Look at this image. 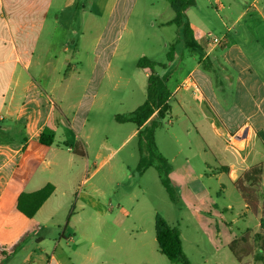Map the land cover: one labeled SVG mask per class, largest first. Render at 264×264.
<instances>
[{
    "label": "rangeland",
    "instance_id": "rangeland-1",
    "mask_svg": "<svg viewBox=\"0 0 264 264\" xmlns=\"http://www.w3.org/2000/svg\"><path fill=\"white\" fill-rule=\"evenodd\" d=\"M76 1L77 6L66 13L56 5L53 12L63 25L71 19L72 30L63 36H68L69 55L77 46L81 53L89 50L87 58L93 65V74L88 82L83 77L72 84L70 106L64 109L65 119L73 124L79 142L72 143L65 129H60L56 144L64 152L57 158L59 165H52L49 157L44 159V182L37 187L31 183L26 189L30 192L52 187L28 245L39 246L38 236L42 234L45 248L53 252L56 246V255L64 264H93L83 255L102 257L100 253L113 249L120 251V264H183L171 263L159 252L155 220L160 215L180 231L189 264H243L235 259L228 244L246 229L254 230L259 225L264 174L253 186L244 183L259 201L254 214L228 171L232 166L258 165L261 160L249 156L242 162L208 124L199 122L197 106L182 109L171 100V111L155 129L158 150L171 166V199L155 168L139 171L140 140L137 134L129 137L136 125L117 120L118 115L134 111L146 99L148 70L138 68L137 61L145 56L167 63L169 47L178 38V28L166 24L175 16L170 3L109 0L105 9L107 0ZM196 1L204 13L216 19L223 15L216 10V0ZM253 2L256 7L264 5V0H236V14L227 22L230 36L237 33L240 38L246 25L248 36L257 37L261 32L264 37L262 23H251V17H256ZM245 8L249 9L247 16L232 25ZM198 9L193 6L187 12L195 37L186 45L180 43L181 60L168 63L166 69H155L158 76L171 74L167 79L170 91L176 84L180 89L185 87L188 78L180 80L200 59L196 45L200 41ZM51 17L53 13L49 22ZM232 142L238 145L237 141ZM68 149L76 157L75 163L66 160ZM75 248L81 255L74 254ZM254 257L255 261L250 258L244 262L263 264L258 249Z\"/></svg>",
    "mask_w": 264,
    "mask_h": 264
},
{
    "label": "crops",
    "instance_id": "crops-1",
    "mask_svg": "<svg viewBox=\"0 0 264 264\" xmlns=\"http://www.w3.org/2000/svg\"><path fill=\"white\" fill-rule=\"evenodd\" d=\"M216 1L219 3L216 10L223 12L219 19L204 13L195 0L194 6L200 12V41H195L200 59L180 80L190 78L192 86L188 83L180 89L176 84L170 101L174 100L182 109L197 106L199 122L208 124L226 143V148L238 154L244 163L249 156L259 158L261 161L254 166L264 167V37L261 32L257 37L248 36L246 25L240 38L237 33L230 36L227 22L236 14V0H228L227 4ZM55 5L66 13L77 6V1L0 0V264H64L56 255V246L53 252L45 248L42 234L38 236L39 246L28 245L48 199L32 218L17 208L22 193L39 190L27 192L31 183L37 187L44 182V159L49 157L52 165H59L57 158L64 151L56 144L58 131L65 129L72 143L79 142L73 124L65 119L64 109L70 106L72 84L83 77L88 82L93 74V65L87 58L91 54L89 50L81 53L77 46L69 55L68 36H63L72 30L71 19L63 25L59 15L53 12ZM253 6L256 17H251V23L258 21L264 26V5L256 7L253 2ZM108 7L109 0L105 9ZM248 11L247 8L241 11L232 25L247 16ZM52 13L54 17L49 22ZM188 19L191 25L189 16ZM211 33L224 37V42L205 46L203 39ZM190 51L193 52V47ZM146 70L148 78L151 71ZM137 129L129 137L137 134ZM46 133L53 135L50 145L40 142L41 135ZM68 151L66 160L75 163L76 157ZM254 166L230 167L231 181L237 182ZM261 231L260 219L257 228H248L239 236L251 237L254 253L248 260L255 258L257 234ZM79 251L75 248L73 252L81 255ZM100 254L102 257L99 254L83 257L93 264L121 263L117 249Z\"/></svg>",
    "mask_w": 264,
    "mask_h": 264
},
{
    "label": "trees",
    "instance_id": "trees-1",
    "mask_svg": "<svg viewBox=\"0 0 264 264\" xmlns=\"http://www.w3.org/2000/svg\"><path fill=\"white\" fill-rule=\"evenodd\" d=\"M173 11L174 18L168 24H174L178 28V38L175 43L171 44L166 55L167 63L157 62L145 56L137 61V67L149 69L151 73L147 78V90L145 101L134 111L123 115H118L117 120L121 123H133L136 125L137 136L139 137V171L144 172L147 168L156 169L161 184L173 199V189L171 187L170 171L171 166L168 160L160 153L155 142V129L160 119H163L171 111L170 99L171 91L167 86L168 74L158 76L155 74L157 67L166 69L168 63L181 60L178 56V47L181 42L190 41L194 35L191 28L186 11L195 5V0H168ZM40 142L44 145H50L53 142L52 133L42 134ZM81 153H84L83 150ZM264 174V167L254 166L244 173L243 178L236 182L242 199L246 203L248 209L254 214L257 213L259 201L252 193V190L244 185V183L257 184L260 176ZM255 182V183H254ZM52 193V187L47 186L41 190L22 193L17 202L18 210L26 217L32 218L41 208L44 202ZM262 218L261 227L263 232L257 234V247L260 252V259L264 262V201L262 202ZM155 238L158 244L159 252L171 263L189 264L183 251V243L180 231L168 224V222L160 215L155 220ZM228 248L235 259L243 264L245 259L253 255L254 246L251 243V237L248 234L234 239Z\"/></svg>",
    "mask_w": 264,
    "mask_h": 264
},
{
    "label": "built area",
    "instance_id": "built-area-1",
    "mask_svg": "<svg viewBox=\"0 0 264 264\" xmlns=\"http://www.w3.org/2000/svg\"><path fill=\"white\" fill-rule=\"evenodd\" d=\"M219 4V3H218ZM224 37H217V36H214V35H206L203 39V43L205 46H209V47H214V46H218V45H221L223 42H224ZM191 85V79L188 78V80H186V83L185 85ZM195 92H198V90H194Z\"/></svg>",
    "mask_w": 264,
    "mask_h": 264
}]
</instances>
